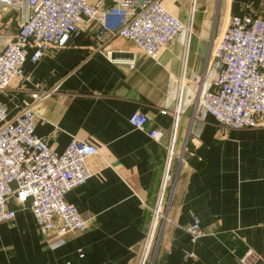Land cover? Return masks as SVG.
<instances>
[{
	"label": "crops",
	"instance_id": "1",
	"mask_svg": "<svg viewBox=\"0 0 264 264\" xmlns=\"http://www.w3.org/2000/svg\"><path fill=\"white\" fill-rule=\"evenodd\" d=\"M189 4L162 0L182 21ZM23 13L0 7V52L17 35ZM233 16L264 19V0H199L176 141L177 157L187 148L186 163L174 162L167 222L152 264H242L248 251L249 264L264 263V117L257 128L224 130L197 98L214 89L212 41ZM108 22L111 29L119 25L112 14ZM81 28L79 37L52 48L42 61L34 63L30 51L25 77L0 92V105L14 118L32 103L33 93L56 89L34 107V134L57 154L72 139L99 150L87 160L92 178L65 196L90 228L46 239L31 201L22 204L14 195L8 208L15 218L0 224V264H139L168 145L167 137L156 141L149 133L172 127L184 41L174 40L151 60L132 41L98 37V26L86 21ZM136 112L148 118L145 131L130 123ZM195 219L203 232L198 239L186 231Z\"/></svg>",
	"mask_w": 264,
	"mask_h": 264
},
{
	"label": "built area",
	"instance_id": "2",
	"mask_svg": "<svg viewBox=\"0 0 264 264\" xmlns=\"http://www.w3.org/2000/svg\"><path fill=\"white\" fill-rule=\"evenodd\" d=\"M198 3L190 0L188 19L182 21L169 14L162 0H0V7L24 11L17 35L0 52V92L15 79L25 77L30 51L34 63L42 61L52 48H63L71 38L79 37L83 21L98 26V37L108 34L132 41L151 60L171 42L183 38L185 49L172 127L168 132L149 133L156 141L167 137L168 145L159 197L139 264H149L157 231L167 222L166 200L174 181V162L177 159L179 166L186 163L187 148L177 157L176 141ZM109 14L118 18L117 28H110ZM209 57L208 66L217 73L214 89L200 91L198 102L215 115L224 130L259 127V118L264 117V19L231 17L226 28L213 38ZM133 63L129 62L131 67ZM54 93L56 89L33 93L32 103L14 118H9L7 109L0 105V224L14 220L8 200L15 195L22 204L31 201L30 209L46 239L52 233L63 238L90 228L89 221L66 202L65 196L92 178L87 160L99 153L96 147L72 139L66 151L57 154L45 139L34 134V107ZM130 123L134 129L145 131L148 118L136 112ZM13 184L17 185L15 190ZM186 231L194 239L203 237L198 219ZM252 256L248 251L242 264H249Z\"/></svg>",
	"mask_w": 264,
	"mask_h": 264
},
{
	"label": "rangeland",
	"instance_id": "3",
	"mask_svg": "<svg viewBox=\"0 0 264 264\" xmlns=\"http://www.w3.org/2000/svg\"><path fill=\"white\" fill-rule=\"evenodd\" d=\"M160 232H161V230H159V232L157 231V237L154 240L153 248L151 250V254L149 257V261H148L149 264H151L156 257V253L158 251V246H159V234H160Z\"/></svg>",
	"mask_w": 264,
	"mask_h": 264
},
{
	"label": "water",
	"instance_id": "4",
	"mask_svg": "<svg viewBox=\"0 0 264 264\" xmlns=\"http://www.w3.org/2000/svg\"><path fill=\"white\" fill-rule=\"evenodd\" d=\"M111 56H113V57H114V55H111Z\"/></svg>",
	"mask_w": 264,
	"mask_h": 264
}]
</instances>
